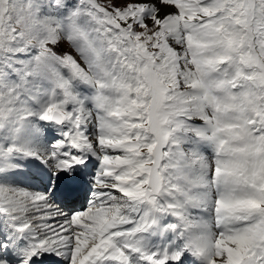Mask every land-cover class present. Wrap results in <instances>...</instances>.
Returning <instances> with one entry per match:
<instances>
[{"label":"snow or ice","instance_id":"snow-or-ice-1","mask_svg":"<svg viewBox=\"0 0 264 264\" xmlns=\"http://www.w3.org/2000/svg\"><path fill=\"white\" fill-rule=\"evenodd\" d=\"M0 264H264V0H0Z\"/></svg>","mask_w":264,"mask_h":264}]
</instances>
